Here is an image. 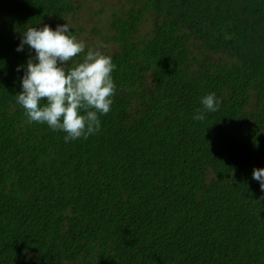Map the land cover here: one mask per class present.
Instances as JSON below:
<instances>
[{
	"label": "trees",
	"instance_id": "trees-1",
	"mask_svg": "<svg viewBox=\"0 0 264 264\" xmlns=\"http://www.w3.org/2000/svg\"><path fill=\"white\" fill-rule=\"evenodd\" d=\"M122 2L85 42L115 64L110 110L65 142L15 102L14 49L45 23L83 40L80 4L0 0V264H264V0Z\"/></svg>",
	"mask_w": 264,
	"mask_h": 264
},
{
	"label": "clouds",
	"instance_id": "clouds-1",
	"mask_svg": "<svg viewBox=\"0 0 264 264\" xmlns=\"http://www.w3.org/2000/svg\"><path fill=\"white\" fill-rule=\"evenodd\" d=\"M25 46L29 55L17 65L22 75L15 102L23 108L27 121L64 132L65 142L97 132L99 117L109 112L115 94L112 57L86 47L85 41L71 33L67 22L54 28L46 23L27 26L14 50L24 51ZM199 103L203 110L214 112L220 97L210 92L201 96ZM205 111L197 110L192 119L203 120ZM251 179L264 191V167L254 166Z\"/></svg>",
	"mask_w": 264,
	"mask_h": 264
},
{
	"label": "rangeland",
	"instance_id": "rangeland-1",
	"mask_svg": "<svg viewBox=\"0 0 264 264\" xmlns=\"http://www.w3.org/2000/svg\"><path fill=\"white\" fill-rule=\"evenodd\" d=\"M76 3L80 4V9L73 15H70L69 19L72 23L81 27L82 30H79L80 37L86 43L92 42L100 34L95 33L94 29L100 30L103 33L104 28H102L105 20L108 19L111 7H120L123 4V0H74ZM106 10L105 12H98L99 8ZM144 30V26L142 27Z\"/></svg>",
	"mask_w": 264,
	"mask_h": 264
}]
</instances>
